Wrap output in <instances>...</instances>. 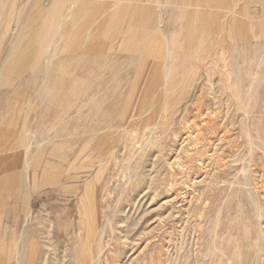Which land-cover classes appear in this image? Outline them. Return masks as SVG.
<instances>
[{
    "label": "rangeland",
    "instance_id": "374dc122",
    "mask_svg": "<svg viewBox=\"0 0 264 264\" xmlns=\"http://www.w3.org/2000/svg\"><path fill=\"white\" fill-rule=\"evenodd\" d=\"M44 1L0 64V264H264V0Z\"/></svg>",
    "mask_w": 264,
    "mask_h": 264
},
{
    "label": "crops",
    "instance_id": "0c3cea01",
    "mask_svg": "<svg viewBox=\"0 0 264 264\" xmlns=\"http://www.w3.org/2000/svg\"><path fill=\"white\" fill-rule=\"evenodd\" d=\"M38 0H0V64L7 55V30L21 25L18 17L23 16L31 10ZM41 1V0H39ZM91 2L103 0H90ZM105 1V0H104ZM233 1V3H232ZM239 6L246 4L247 0H158L160 14L167 17L166 23L179 25L183 17L192 16L207 9L213 14L230 13L232 5ZM46 0L44 1V3ZM11 19L8 23V18ZM177 29V28H175ZM5 62V61H4ZM2 67H0L1 69Z\"/></svg>",
    "mask_w": 264,
    "mask_h": 264
},
{
    "label": "bare ground",
    "instance_id": "6f19581e",
    "mask_svg": "<svg viewBox=\"0 0 264 264\" xmlns=\"http://www.w3.org/2000/svg\"><path fill=\"white\" fill-rule=\"evenodd\" d=\"M82 2L83 1H80V0L76 1L75 0V5H77V8L81 7ZM56 8L58 9V6L53 3V4H51V6L49 8L43 10L42 13L36 19V22L38 23L37 25L38 26H42L43 29H44L45 26L47 27L48 23L50 22L48 18L53 14V12L55 11ZM62 12H63V10H62ZM53 24H54V22H53ZM18 40H19V38H18Z\"/></svg>",
    "mask_w": 264,
    "mask_h": 264
}]
</instances>
